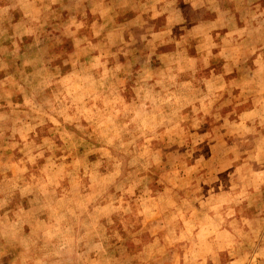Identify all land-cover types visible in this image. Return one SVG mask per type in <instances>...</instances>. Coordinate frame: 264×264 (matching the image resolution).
<instances>
[{
    "label": "rangeland",
    "instance_id": "374dc122",
    "mask_svg": "<svg viewBox=\"0 0 264 264\" xmlns=\"http://www.w3.org/2000/svg\"><path fill=\"white\" fill-rule=\"evenodd\" d=\"M0 264H264V0H0Z\"/></svg>",
    "mask_w": 264,
    "mask_h": 264
}]
</instances>
